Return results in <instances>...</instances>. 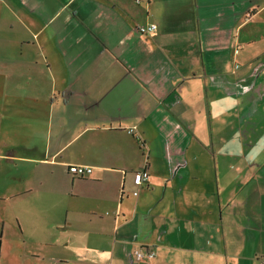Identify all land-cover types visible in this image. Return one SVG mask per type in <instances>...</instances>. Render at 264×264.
<instances>
[{"label": "crops", "instance_id": "crops-1", "mask_svg": "<svg viewBox=\"0 0 264 264\" xmlns=\"http://www.w3.org/2000/svg\"><path fill=\"white\" fill-rule=\"evenodd\" d=\"M0 207L3 264H264V0H0Z\"/></svg>", "mask_w": 264, "mask_h": 264}, {"label": "built area", "instance_id": "built-area-1", "mask_svg": "<svg viewBox=\"0 0 264 264\" xmlns=\"http://www.w3.org/2000/svg\"><path fill=\"white\" fill-rule=\"evenodd\" d=\"M138 2V1H137ZM252 16L251 12L246 14L247 18H250ZM157 26L154 23L146 24V25H139L138 30L142 34H152L156 31ZM68 172L70 175L76 176V177H86L92 174L93 170L92 167L88 166H70L68 168ZM149 177V173L146 170H140L137 173L133 175V184L136 186H141L144 184V182L147 181ZM138 193L135 191L133 195H137ZM133 258L135 260H139L143 258L144 256L148 258H153L156 255V252L153 249L150 248H143L138 247L133 249Z\"/></svg>", "mask_w": 264, "mask_h": 264}, {"label": "rangeland", "instance_id": "rangeland-1", "mask_svg": "<svg viewBox=\"0 0 264 264\" xmlns=\"http://www.w3.org/2000/svg\"><path fill=\"white\" fill-rule=\"evenodd\" d=\"M224 119H225V117H221L220 118V121H224ZM245 119V118H244ZM235 121H241V122H243V121H248L247 119H245V120H241V118L239 117V118H237ZM237 127H239V125L237 124V126H236V128ZM242 144H245V145H247V143L245 142V143H238V142H236L235 143V149H238V148H241L242 147ZM2 209H4V207H0V214L2 213ZM5 213H7V212H13L12 214H5V215H13V214H16L15 213V211L13 210V211H8V210H5L4 211ZM3 212V213H4ZM16 225H17V227H18V229H19V224L18 223H16ZM9 253H11V254H9ZM25 255V257H26V254H24ZM5 256H9V258H8V260L9 261H11V262H14V261H16L17 259H19L18 257H17V254H15V253H13V252H2V258H0V264H3V261H4V258H5ZM23 259H24V257H22ZM27 263H29V264H36L35 262H34V259H32V258H29L28 256H27Z\"/></svg>", "mask_w": 264, "mask_h": 264}, {"label": "trees", "instance_id": "trees-1", "mask_svg": "<svg viewBox=\"0 0 264 264\" xmlns=\"http://www.w3.org/2000/svg\"><path fill=\"white\" fill-rule=\"evenodd\" d=\"M138 26H139V25H138ZM138 26H137V32L140 33L139 30H138ZM156 30H157V29H156ZM140 34H141V35H145V34H142V33H140ZM147 35H149V34H147ZM143 170H144V169H143ZM146 171H147V170H146ZM148 178H149V177H148ZM147 181H148V179H147ZM147 181H146V182H147ZM144 183H145V182H144ZM142 185H143V184H142ZM143 248H144V247H143ZM132 255H133V254H132ZM144 257H146V256H144ZM144 257H143V258H144ZM143 258H141V259H143ZM141 259H139V260H141ZM134 260H135V259H134Z\"/></svg>", "mask_w": 264, "mask_h": 264}]
</instances>
